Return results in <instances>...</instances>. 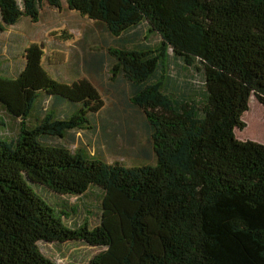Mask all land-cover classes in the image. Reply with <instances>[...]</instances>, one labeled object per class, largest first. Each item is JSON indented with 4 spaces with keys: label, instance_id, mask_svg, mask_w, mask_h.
I'll list each match as a JSON object with an SVG mask.
<instances>
[{
    "label": "trees",
    "instance_id": "obj_1",
    "mask_svg": "<svg viewBox=\"0 0 264 264\" xmlns=\"http://www.w3.org/2000/svg\"><path fill=\"white\" fill-rule=\"evenodd\" d=\"M65 3L119 38L107 52L112 76L128 83L155 164L107 163L53 143L97 131L104 103L87 78H54L42 46L30 43L19 73L0 74V107L19 120L17 137H0V264H55L39 243L68 241L101 248L88 264H103L106 254L110 264H129L133 248L137 264H264V144L234 133L245 127L251 95L264 106V0ZM61 4L0 0V32ZM143 28L156 43L138 40ZM186 68L203 80L187 74L179 82ZM30 184L70 197L98 188L101 208L113 194L105 198L112 211L94 227L67 225V213Z\"/></svg>",
    "mask_w": 264,
    "mask_h": 264
},
{
    "label": "rangeland",
    "instance_id": "obj_2",
    "mask_svg": "<svg viewBox=\"0 0 264 264\" xmlns=\"http://www.w3.org/2000/svg\"><path fill=\"white\" fill-rule=\"evenodd\" d=\"M64 2L63 0L61 10L44 5L37 22L23 17L16 25L0 32V74L12 77L17 75L24 66V48L30 43H39L44 50L45 61L48 57L54 62L57 58L61 61L56 68L50 66L51 63L47 61L53 77L66 83L87 77L100 92L104 103L94 118L97 131L93 133L90 130H81L76 134L78 138L74 140L67 136L55 139L53 143L64 145L72 152L82 149L107 163L118 162L128 167L155 164L151 139L143 125L144 116L128 104V83L118 82L117 77L112 76L111 62L103 64L99 76H90L84 69L83 58L93 52H106L113 38L103 25L82 19L67 10ZM142 34L144 38H148L143 40L144 42H157L156 36L147 34L146 28H143ZM175 70L178 71V68L172 64L169 73L174 75ZM180 73L179 82H182L187 74H195L196 82L203 80L201 73L194 68L181 69ZM42 100L43 108H48L50 101L44 98ZM0 116L5 121L0 137L8 140L17 137L19 120L13 119L2 107ZM241 119L245 122V127L242 130L234 129L236 138L264 144V106L254 95L250 96L248 110L243 113ZM30 185L58 211L67 213L62 216L67 225L77 221L87 222L89 227H94L100 220L102 223L112 211L105 198L113 197V194H105L101 208V191L98 188L91 187L85 195L70 197L55 195L41 186ZM151 233L154 235L153 231ZM39 247L55 264H88L89 259L101 250L77 241L40 242ZM136 250L132 249L128 257L129 264H137ZM112 253L117 254L115 251ZM110 260V256L106 254L103 264H110Z\"/></svg>",
    "mask_w": 264,
    "mask_h": 264
},
{
    "label": "crops",
    "instance_id": "obj_3",
    "mask_svg": "<svg viewBox=\"0 0 264 264\" xmlns=\"http://www.w3.org/2000/svg\"><path fill=\"white\" fill-rule=\"evenodd\" d=\"M65 1V0H64ZM62 3H63V0H62ZM64 4H65V6H66V3L64 2ZM62 5L63 4H61V7H62ZM47 6V5H46ZM49 7V6H48ZM52 8V7H51ZM66 8H67V6H66ZM52 9H55V10H61V8L60 9H56V8H52ZM67 10H69L68 8H67ZM69 11H71V10H69ZM42 12V11H41ZM73 14H75V15H78L80 18H82V19H86V20H89V21H91V22H93V23H97L98 25H101L100 23H98V22H96V21H93V20H90V19H88V18H86V17H83V16H80L79 14H77L76 12H73V11H71ZM40 17H41V13H40ZM40 17H39V19H40ZM23 18V17H22ZM27 18V17H26ZM21 20V19H20ZM19 20V21H20ZM102 26V25H101ZM104 27V26H103ZM110 35V34H109ZM113 39L111 40V45L109 46L108 45V48L109 47H114L115 46V41L116 40H119V38L118 37H115V36H112V35H110ZM143 34L141 33V37L138 39V40H141L142 38H143ZM108 48H107V51L106 52H93V53H90V54H88L86 57H84L83 58V66H84V69H85V71H86V73L87 74H89L90 76H99L100 75V71L102 70V68H103V64L105 63V62H108V63H110L111 61H110V58L108 57V54H107V52H108ZM44 55H45V53H44ZM45 57V56H44ZM45 59V58H44ZM55 60H57L56 62H54V61H52L51 60V58H47V61L48 62H50L51 63V65L50 66H54V68H56L58 65H60V63H61V61L59 60V58H57V59H55ZM45 61V60H44ZM47 61H45L44 62V67L47 69V71L52 75V73H51V71H49V69H48V65H49V63L47 62ZM112 63V62H111ZM46 64V65H45ZM55 78V77H54ZM83 78H85V77H83ZM87 78V77H86ZM77 80V79H76ZM117 81L119 82H121V81H123V80H121V79H119L118 77H117ZM66 83V82H65ZM129 87V86H128ZM127 96H129V91H128V93H127ZM127 100H128V97H127ZM128 104H130V106H131V108L132 109H134L136 112H137V110L132 106V104L130 103V101L128 100Z\"/></svg>",
    "mask_w": 264,
    "mask_h": 264
},
{
    "label": "bare ground",
    "instance_id": "obj_4",
    "mask_svg": "<svg viewBox=\"0 0 264 264\" xmlns=\"http://www.w3.org/2000/svg\"><path fill=\"white\" fill-rule=\"evenodd\" d=\"M260 126H261V124H260ZM263 128V127H262ZM262 130V129H261ZM263 137H264V135H262Z\"/></svg>",
    "mask_w": 264,
    "mask_h": 264
}]
</instances>
